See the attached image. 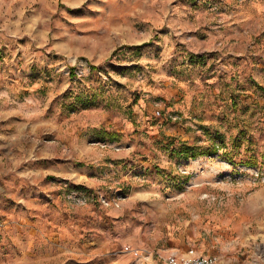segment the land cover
Masks as SVG:
<instances>
[{"label": "rangeland", "instance_id": "rangeland-1", "mask_svg": "<svg viewBox=\"0 0 264 264\" xmlns=\"http://www.w3.org/2000/svg\"><path fill=\"white\" fill-rule=\"evenodd\" d=\"M0 153V264H264V0H0Z\"/></svg>", "mask_w": 264, "mask_h": 264}, {"label": "crops", "instance_id": "crops-1", "mask_svg": "<svg viewBox=\"0 0 264 264\" xmlns=\"http://www.w3.org/2000/svg\"><path fill=\"white\" fill-rule=\"evenodd\" d=\"M261 23H262V20H260L259 26H261L260 25ZM255 27L257 28L258 25L255 26ZM251 31H252V29L248 28V30L243 31L244 34L241 35V36L247 37V36H249V34L251 33ZM171 91H173V93H172L173 95L172 96H174V94H178V95L181 94V91L179 89H174L173 88ZM94 110L100 112V118L97 116L95 118L96 120L93 119L92 122H94L95 125H100V124L101 125H104L105 123L103 122V120H101V118H102L101 111H103V108L94 109ZM93 112H95V111H93ZM138 117L141 118V115L139 113H138ZM125 121H127V123L129 122V120H127V119L124 120L123 117H122L118 121H116L115 124L112 123V122H109V125H112V126H110L109 128H107L108 133H110V134L105 139H108V140H111V139L121 140L120 139L121 138V134H123L125 132L124 126H121V125H126V124H124ZM11 132H13V131H11ZM2 136H6L7 137L8 135H7V133L6 134L5 133L4 134L2 133ZM10 136L12 137V134H10ZM10 136H8V137H10ZM96 150L97 149H93V152L96 154L95 155V158H103L104 157V158H111V159H118L119 160V159H121L124 156V153H123L124 151H117L116 152L114 149H109V148H101V149L99 148L98 151H96ZM81 176H82V174H81ZM81 180H83L84 182H86L87 184H90V185H96V184L99 183L98 180L93 179V178H87L86 177V179H81ZM181 249L182 250H185V247H183ZM179 252H184V251H179Z\"/></svg>", "mask_w": 264, "mask_h": 264}, {"label": "built area", "instance_id": "built-area-1", "mask_svg": "<svg viewBox=\"0 0 264 264\" xmlns=\"http://www.w3.org/2000/svg\"><path fill=\"white\" fill-rule=\"evenodd\" d=\"M73 195H77L75 192ZM87 198L82 196V200L85 201ZM122 199L121 195L118 200L113 202L115 205H119V200ZM81 200V199H79ZM106 205H109L111 202L107 199H103ZM219 257L213 254L200 253L194 247H190L184 252H170L164 257L165 264H218Z\"/></svg>", "mask_w": 264, "mask_h": 264}, {"label": "trees", "instance_id": "trees-1", "mask_svg": "<svg viewBox=\"0 0 264 264\" xmlns=\"http://www.w3.org/2000/svg\"><path fill=\"white\" fill-rule=\"evenodd\" d=\"M191 147H185L183 150H182V153L187 156L189 155V150H190ZM200 154H202V152H200ZM198 153H194L192 156H197Z\"/></svg>", "mask_w": 264, "mask_h": 264}]
</instances>
